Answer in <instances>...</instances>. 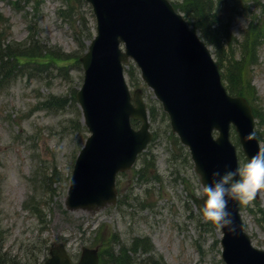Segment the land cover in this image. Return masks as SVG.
<instances>
[{
	"label": "rangeland",
	"instance_id": "374dc122",
	"mask_svg": "<svg viewBox=\"0 0 264 264\" xmlns=\"http://www.w3.org/2000/svg\"><path fill=\"white\" fill-rule=\"evenodd\" d=\"M169 1L177 4V0ZM219 3L218 23L224 24L229 39L223 40L222 51L236 60L252 27H262L264 36V0ZM93 36L94 20L83 0H0V42L8 43L16 53L33 43L37 50L51 48L58 58L36 72L27 73L33 68L23 66L17 77L14 73L0 84L3 249L15 256L17 264H35L47 256L42 254L44 245L63 241L76 261L83 247L94 248L101 238L113 233L118 246L127 247L133 238L149 239L153 250L139 255L147 264H223L218 231L192 201V196L202 192L198 178L185 150L172 145L166 117L158 116L150 123L151 131L156 132L146 149L156 159L150 173L146 170L137 179L132 173L116 178L124 206L93 214L64 210L73 163L87 136L71 98L82 82L81 66L73 58L86 51ZM209 48L215 57L214 49ZM246 69L255 91L251 103L264 112V38L255 46V61ZM125 79L130 90H142L148 106L157 103L141 81L132 85L126 72ZM230 140L238 167L242 166L247 160L232 129ZM260 147L264 150V134ZM136 169L142 170L140 163ZM240 203L252 245L264 250V189L248 204Z\"/></svg>",
	"mask_w": 264,
	"mask_h": 264
},
{
	"label": "water",
	"instance_id": "95a60500",
	"mask_svg": "<svg viewBox=\"0 0 264 264\" xmlns=\"http://www.w3.org/2000/svg\"><path fill=\"white\" fill-rule=\"evenodd\" d=\"M85 1L93 9L96 36L79 59L84 77L76 100L91 135L73 166L64 200L68 211L94 213L114 204L116 173L130 168L151 139L141 91L132 100L123 80L122 64L129 58L168 114L172 132L188 147L202 188L213 171L237 168L230 124L248 159L260 151L250 107L244 99L226 95L206 47L166 0ZM130 118L141 121L137 131ZM214 129L219 131L215 139ZM194 201L202 210L204 195ZM228 207L236 232L213 223L222 234V260L264 264V251L254 249L243 231L238 201L230 200ZM48 254L42 264H72L63 243L51 244ZM96 263V250L83 248L76 264Z\"/></svg>",
	"mask_w": 264,
	"mask_h": 264
},
{
	"label": "trees",
	"instance_id": "16d2710c",
	"mask_svg": "<svg viewBox=\"0 0 264 264\" xmlns=\"http://www.w3.org/2000/svg\"><path fill=\"white\" fill-rule=\"evenodd\" d=\"M217 1L220 5L219 0H180L178 7L193 28L200 32L207 44L219 49V45L227 38L228 31L224 29L223 23H218ZM251 29L252 31L248 32L249 35L247 34L243 39L238 59L235 60L233 56H228L225 59L218 58L217 60L222 79L225 81L228 91L233 95L248 97L250 89V96L255 92L254 88L250 87L249 80L247 79L246 67L252 65L255 61V46L264 36L262 35V27ZM222 35L226 36L222 37ZM33 50L26 48V52L16 53L8 48V45L2 47L0 44V84L2 81H8L12 73L17 71V66L22 65L19 60L20 57H26L27 63L33 62L36 65L39 58L50 63L58 61L56 53L53 50L42 51L38 54ZM43 61L39 63L41 67L45 64ZM131 70V75L136 74L134 68H131ZM55 103H59L58 100H55ZM254 114L257 117L262 115L261 111L255 107ZM149 117L151 120L155 119L156 113L153 109L149 110ZM133 125H136V123L133 122ZM168 135L172 145L177 148L180 147L177 139L171 133ZM154 163L152 155L143 157V167L141 171L137 172L139 173L138 177H141L146 170V174H149L151 169L154 168ZM98 244L101 245L100 264H143L144 259H140L139 255L153 250V246L147 238H133L131 244L127 247L123 245L118 246V239L113 233H108L104 238H101ZM46 251L47 246L44 245L42 254ZM136 254L138 256L134 257ZM34 263L39 264L37 261ZM144 263H146V259ZM0 264H17L15 256L8 254L3 249V241L1 239Z\"/></svg>",
	"mask_w": 264,
	"mask_h": 264
},
{
	"label": "clouds",
	"instance_id": "9594fccd",
	"mask_svg": "<svg viewBox=\"0 0 264 264\" xmlns=\"http://www.w3.org/2000/svg\"><path fill=\"white\" fill-rule=\"evenodd\" d=\"M264 189V150L253 155L242 166L225 167L211 173V180L203 186V217L229 232H236L230 200L248 204L258 190Z\"/></svg>",
	"mask_w": 264,
	"mask_h": 264
}]
</instances>
